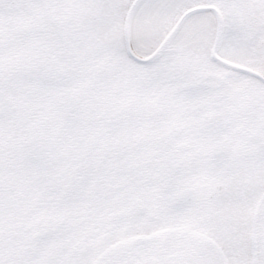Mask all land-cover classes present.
<instances>
[{"label": "snow or ice", "instance_id": "1", "mask_svg": "<svg viewBox=\"0 0 264 264\" xmlns=\"http://www.w3.org/2000/svg\"><path fill=\"white\" fill-rule=\"evenodd\" d=\"M0 264H264V0H0Z\"/></svg>", "mask_w": 264, "mask_h": 264}]
</instances>
